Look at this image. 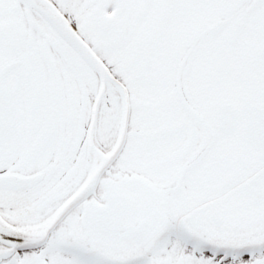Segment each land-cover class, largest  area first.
I'll list each match as a JSON object with an SVG mask.
<instances>
[{"label":"snow or ice","instance_id":"6c2138e0","mask_svg":"<svg viewBox=\"0 0 264 264\" xmlns=\"http://www.w3.org/2000/svg\"><path fill=\"white\" fill-rule=\"evenodd\" d=\"M0 264H264V0H0Z\"/></svg>","mask_w":264,"mask_h":264}]
</instances>
